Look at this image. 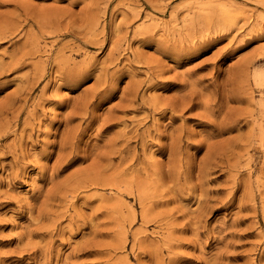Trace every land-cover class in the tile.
<instances>
[{"label": "rangeland", "instance_id": "374dc122", "mask_svg": "<svg viewBox=\"0 0 264 264\" xmlns=\"http://www.w3.org/2000/svg\"><path fill=\"white\" fill-rule=\"evenodd\" d=\"M0 72V264H264V0H0Z\"/></svg>", "mask_w": 264, "mask_h": 264}, {"label": "bare ground", "instance_id": "6f19581e", "mask_svg": "<svg viewBox=\"0 0 264 264\" xmlns=\"http://www.w3.org/2000/svg\"><path fill=\"white\" fill-rule=\"evenodd\" d=\"M0 74H1V72H0ZM186 106H187V105H186ZM182 110H183V109H182ZM236 113H237V112H236ZM251 114H252V113H251ZM233 121H234V119H233ZM219 123H220V122H219ZM225 123H227V122H225ZM225 123H224V124H225ZM239 123H240V122H239ZM228 124H229V123H228ZM236 124H237V123H236ZM232 125H234V122H233ZM220 126H221V125H220ZM222 126H223V125H222ZM226 126H227V125H226ZM229 126H230V125H229ZM229 126H228V127H229ZM228 127H227V128H228ZM219 128H220V127H219ZM225 128H226V127H225ZM220 129H221V128H220ZM220 129H218V132H219V133H222V129H221V130H220ZM227 130H228V129H227ZM218 135H219V134H218ZM69 157H70V156H69Z\"/></svg>", "mask_w": 264, "mask_h": 264}]
</instances>
